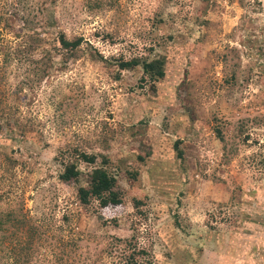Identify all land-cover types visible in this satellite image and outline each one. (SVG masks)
Segmentation results:
<instances>
[{
	"label": "rangeland",
	"instance_id": "1",
	"mask_svg": "<svg viewBox=\"0 0 264 264\" xmlns=\"http://www.w3.org/2000/svg\"><path fill=\"white\" fill-rule=\"evenodd\" d=\"M58 29L85 40L65 62ZM71 149L107 157L121 205L78 203ZM131 238L141 264H264V0H0V264H104Z\"/></svg>",
	"mask_w": 264,
	"mask_h": 264
},
{
	"label": "trees",
	"instance_id": "2",
	"mask_svg": "<svg viewBox=\"0 0 264 264\" xmlns=\"http://www.w3.org/2000/svg\"><path fill=\"white\" fill-rule=\"evenodd\" d=\"M55 42L61 50V62H65L85 42L80 35L67 37L62 30L55 34ZM88 47H91L86 43ZM97 59L107 61L102 55L97 54ZM115 60L117 70L139 68L141 71L140 79L154 89V84L164 75L165 58L162 55L151 58L141 55H132L125 58L122 55L112 57ZM71 151V152H70ZM66 157L59 160L60 170L58 178L63 182L78 181L80 169L78 162L82 161L90 165L85 172L86 180L82 185L76 187V199L79 204L86 205L90 200H95L100 208L113 209L122 203L119 192L116 191L117 179L108 169V159L102 153H87L84 150L71 149ZM99 161L96 162V159ZM141 157H139L140 159ZM139 201L134 200L135 206ZM118 246L111 256V260L104 264H141L148 256L147 251L136 244L133 238L117 239Z\"/></svg>",
	"mask_w": 264,
	"mask_h": 264
}]
</instances>
